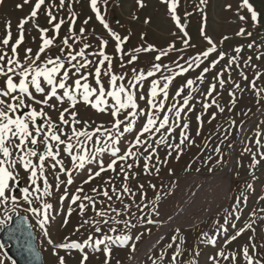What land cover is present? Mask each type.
I'll use <instances>...</instances> for the list:
<instances>
[{
  "label": "rangeland",
  "instance_id": "374dc122",
  "mask_svg": "<svg viewBox=\"0 0 264 264\" xmlns=\"http://www.w3.org/2000/svg\"><path fill=\"white\" fill-rule=\"evenodd\" d=\"M249 2L259 14L258 22L252 20L247 7H241L242 0H206V3H201V0H178L175 13L170 10V2H165V0H142V6L138 0H98L97 7L109 28L119 34L121 39L128 38L122 46L123 52L118 53L117 41L97 18L96 12L90 6V0H64L63 5H61V0H45V4L38 11L37 18L29 20L24 26L25 40L17 49L22 61L26 49L31 48L32 56L35 57L41 45V33L34 25L48 29L47 35L55 37L53 46L41 55V61L49 56L61 55V49L65 48L63 39L72 37L74 33L80 39L75 42L69 39L68 42L72 48L79 51L84 44L90 45L86 49V54L88 59L95 62L101 60L102 57L93 56L92 53H99L103 50L105 55L112 58V72L117 75L127 74L124 80L126 86L128 79L134 75L132 69H136L137 72L143 70L146 73L154 63H159L178 72L180 70L176 68V63L187 67L186 61H190L197 54L211 48L209 39L216 45V50L210 52L207 58L201 57L202 63L199 67L193 65L186 73L176 76L169 86L165 110L175 102L173 97L180 104L189 93L193 97L189 101V107L185 108L181 114L180 124L182 127L185 122H188V134L195 143L190 144L185 141L182 145L183 153L179 158L175 151L169 155L170 149L167 145H160L157 148V156H154L151 162L159 168L158 173L153 168L151 174H145V162L141 157L139 166H134L132 169V172L138 173L136 178L130 176L125 181L123 175L117 176L109 170L90 183H83L88 178L89 169L93 172L98 169L97 164H89L84 170L73 173V183L67 186L68 199L63 202L60 197L65 192V184L56 187L57 181L52 170L48 169L46 175H48L49 183L54 186L53 194L45 198L46 202L53 205L50 223L46 226L48 237H45L40 228L38 217L27 211L30 206L22 199V193L19 191L13 193L17 196V204L11 201L6 205L0 204V221L6 220L7 216L17 214L27 216L36 233L38 246L43 252L46 264H58L57 256L53 255V248L54 245L63 243L65 237L82 242L88 238L89 234L94 237H101L105 234L112 237H131L125 246L118 244L112 246L109 260V264H130L137 253L143 249L145 243L179 213L181 217L179 220L176 219V223H173L170 229L168 228L166 235L134 264H153V261H156V264H170L171 257L176 250V244H173L172 240L174 236H177L178 229L179 235L185 238L183 244L185 251L180 257V264H187L192 257L195 258L196 264H213L211 257H216L219 264H246L242 254L244 246H248L249 253L256 259L264 260V211H262L264 210V158L261 156L264 153V0H249ZM35 3L36 0H31L30 3H24V0H2L0 2V40L7 35L6 25L10 23L11 26L12 40L6 46L9 55H11L12 44L19 36L18 24L30 15ZM17 5L23 6L17 7ZM228 5L231 7H227ZM49 11L56 17L53 23L64 21L58 35L53 30V25L49 24ZM241 16L246 19L241 20ZM174 17H179V24ZM73 19H75L74 25L72 24ZM70 26L73 29L71 32ZM81 28L85 30L82 36ZM241 28L246 30L243 36L237 35ZM248 33L251 35L249 36ZM225 37L227 39H224ZM185 40L188 41L187 45L184 43ZM102 41H107V45L102 46ZM250 44L253 45L251 48L248 47ZM149 45L154 47L153 51H133L137 48H147ZM170 45H174L171 50H169ZM0 47L4 46L0 45ZM238 47H242L239 53L235 51ZM161 50L167 51L168 54L157 61L155 57ZM67 51L68 49L65 48V53ZM221 53L224 54L223 59H219ZM130 56H137L138 59L133 63H128ZM233 57L237 58L236 62L232 63L229 71L224 72L223 79L227 82L221 88L214 77L229 65ZM217 60L219 62L215 68H211L212 62ZM104 67H107V62ZM205 68H209V71L204 73L205 79L200 82L196 78L203 73ZM241 72L244 75H241ZM170 74L162 67V70L155 76L143 82L142 88L137 86L140 88L137 97L141 92L147 97L151 81ZM257 75H259L258 79H256ZM244 76H247V79H244ZM16 79L18 81L19 77ZM89 79L95 86L93 78ZM188 79L196 80L193 85L196 91L192 92L191 89L185 88L184 93L177 97V89L185 85ZM254 79L255 88L251 87ZM3 81L4 78L0 77V86H3ZM102 81L107 88L109 77L102 75ZM163 83L164 81L161 80V86ZM213 83L217 85V90L212 97L206 99L205 94L209 91L210 84ZM235 83L240 84V89L235 87ZM230 91L235 93V104L230 103L232 100L229 95ZM35 95L38 99H43L40 94ZM212 98H215L220 107L224 108L223 112H220L215 105L205 110L204 103L211 104ZM157 99H162V94ZM109 102L111 103V99ZM137 102L140 108L145 112L148 111L146 100L138 99ZM50 103H55V100ZM36 107L39 108V106ZM58 107L62 110L68 107V104L65 103ZM189 108L192 110L189 111ZM25 111L28 110L25 109ZM45 111L56 124H60L59 110L45 108ZM73 111L78 113L77 119L89 123V131L101 124L110 127L114 122L110 112H98L84 103L77 104ZM213 113H215V119L211 118ZM125 115L127 113H122L119 118L123 120ZM160 115L162 116L163 113ZM197 116H201L202 124L197 120ZM145 120L146 116H140L135 126L136 131L143 126ZM43 122V120H37L38 124ZM61 127L70 134L68 127L63 125ZM77 127L82 128L84 125L81 123ZM198 129L199 134H197ZM136 131L125 134L120 145L122 152L127 144L134 140ZM180 131L179 127L175 129L172 136L168 138L169 143H179ZM147 135L145 134V137ZM257 140L260 141L259 145L256 143ZM151 142L155 146V141ZM217 147L219 151H216ZM40 149L43 150L42 145ZM140 152H143L145 156L148 155L143 148H140ZM61 158L64 159L65 167L71 169L73 165L70 157L62 152ZM101 159L107 165L111 157L105 154ZM254 159L258 163H254ZM122 163L121 161L117 164V172ZM127 163L134 162L129 160ZM225 169L226 172L222 175V179L203 184L206 179L219 175ZM56 171L59 172V169ZM20 175V186H28V174L21 171ZM109 177H112V183L106 184L105 181ZM66 179V175L60 176V180L66 181ZM225 181L229 183L226 196L223 195ZM40 183L42 185V181ZM125 183L132 192L123 193ZM141 184L144 185L143 189L139 188ZM150 184L156 185V188L153 189L149 186ZM81 185L84 191L77 193ZM112 185L122 193L123 203L117 200V193L112 191ZM93 188L101 190L108 188L112 200L108 201L106 197L94 193ZM133 193H135L134 196ZM73 194H79L81 197L88 195L97 201H103V204L99 202L96 204L97 210L111 204L112 207L121 210L120 215L109 212L108 216L99 217L89 205L84 215L81 216L78 208L81 201L72 204ZM83 202L89 203L88 201ZM125 204L130 205V209L124 210ZM31 207H42V205L37 200ZM70 207L73 211L71 215H68ZM65 219H67L66 224ZM89 219L100 220L99 226L102 232L97 233L96 225L91 223L84 224L79 231H76L85 220ZM104 219L109 222L104 224L102 222ZM8 222L9 220L6 223ZM248 223H252L250 229L230 243H226L231 236L236 234L237 230L245 228ZM221 225L224 230L218 231ZM112 228L116 231H110ZM202 233L214 237L216 243H202L200 239ZM137 236L139 239H136ZM49 238L53 244H49ZM0 244H2L1 241ZM169 244H172L171 248L168 247ZM253 244L256 246L255 250L252 248ZM132 245H135L134 251ZM103 249V245L98 252H92L86 248L85 251L89 253L86 264H105L106 257ZM57 251L59 255L65 256L66 264H80L81 253L79 251L73 250L70 256L66 255L63 249H57ZM221 251L229 258L224 259V257L217 256ZM233 253L236 256L235 260L231 258ZM0 259H3L4 264H15L6 253L5 246L0 249Z\"/></svg>",
  "mask_w": 264,
  "mask_h": 264
},
{
  "label": "snow or ice",
  "instance_id": "6c2138e0",
  "mask_svg": "<svg viewBox=\"0 0 264 264\" xmlns=\"http://www.w3.org/2000/svg\"><path fill=\"white\" fill-rule=\"evenodd\" d=\"M0 2H2V0H0ZM30 2L31 0H24V3ZM138 2L142 6V0H138ZM165 2H170V10L175 13L178 0H165ZM63 3L64 0H61V5H63ZM97 3L98 0H90V6L96 12L97 18L117 41V52L122 53V46L128 38L125 37L121 39L119 34L109 28V25L105 22L104 16L100 14ZM201 3H206V0H201ZM44 4L45 0H36L30 15L22 19L18 24L19 36L15 43L12 44L11 55H9L6 50V46H8L12 40L10 23L6 25L8 29L7 35L3 40H0V45L4 46L0 47V77L4 78L3 86H0V204L6 205L9 201L13 204H17V196L13 193L16 191L21 192L22 199L30 206L27 211L32 212L38 217V224L45 237H48L49 233L46 226L50 223L53 205L46 202L45 198L53 194L52 189L54 187L49 183L48 175H46L48 169L52 170V174L57 181L56 187L60 184H65V192L60 197L61 202H63V200L68 199L67 186L73 183V173L84 170L89 164H97L98 169L94 172L89 169L88 178L83 183H90L92 180L100 177L102 173L109 170L116 173L117 176L123 175L124 180L127 181L130 176L131 178H136L138 175V173L132 172V169L134 166H139L141 157L145 162V174H151L153 168H155L157 173L159 172V168L151 162L153 157L157 156V148L160 145H167L170 149L169 155H171L172 151H175L177 153V158H179L183 153L184 149L182 145L185 144V141H188L190 144L195 143L193 139H190L188 134V122H185L182 127L180 124L181 114L184 112L185 108L189 107V101L193 98L191 94L189 93V95L184 97L182 104L173 97L175 102L172 103L167 110H165V102L168 100L169 86L176 76L186 73L193 65L199 67L200 63H202L201 57L207 58L210 52L216 50V45L209 39V43L212 45L211 48L203 53L197 54L195 57L191 58L190 61H186L187 67L176 63V68L180 70L178 72L167 65L162 66L159 63H154L152 68L146 73L143 70L137 72L136 69H132L134 75L128 79L126 86L124 80L127 74L117 75L113 73L112 58L105 55L103 50L99 53H92L93 56L99 55L102 57L101 60L95 62L88 59L86 54V49H88L90 45L84 44L83 48L79 51L72 48V45L68 42L69 39H73L74 42L80 39V37L75 36L74 33L72 37H65L63 39V44L65 48L68 49L66 53L65 48H62L61 55L56 57L49 56L47 59L41 61V55L45 54L46 51L53 46L55 37H49L47 35L48 29L39 28L38 25H34L41 33V45L35 57L32 56L33 50L31 48L26 49L22 61L19 58L17 49L25 40L24 26L29 20L37 18L38 11ZM22 6L23 5H17V7ZM227 7L230 8L231 5ZM241 7H247L252 20L258 22L259 14L255 11L249 0H242ZM48 16L49 24L53 25V30L58 35L64 21L60 20L59 23H53L56 21V17L52 15L51 11L48 12ZM174 18L179 24V17ZM240 19L245 20L246 18L241 16ZM85 23H87V21H85ZM72 24H75V19H73ZM71 31H73V29L70 26V32ZM84 31L83 28L80 29L81 36ZM245 31L244 28H241L237 35L243 36ZM185 35H187V33H185ZM248 35L250 36L251 33H248ZM224 39H227V37ZM184 43L187 45L188 41L185 40ZM106 45L107 41H102V46ZM252 46L251 44L248 45L249 48ZM173 48L174 45H170L169 50ZM153 50L154 47L149 45L147 48H137L133 51L149 52ZM235 51L237 53L241 52L242 47L236 48ZM167 54V51L161 50L155 57V60L159 61L161 57ZM223 58L224 54L221 53L219 59ZM121 59H123V56H121ZM136 59H138L137 56H130L128 63H133ZM236 59V57L231 58L229 65L214 77V79L218 80L221 88H223L227 82L223 79L224 72L230 70L232 63L236 62ZM105 62H107L106 68L104 67ZM218 62L219 60L213 61L210 67L215 68ZM121 66H124L123 63ZM162 67L171 74L163 75L160 79L152 80L148 96L146 97L141 92L139 97H137V92L143 87V82L149 77L155 76L156 73L162 70ZM208 71L209 68H205L203 73L196 79L203 82L205 79L204 73ZM102 75L109 77L107 88L102 81ZM241 75H244L243 72H241ZM17 77H19L18 81L16 79ZM90 77L93 78L95 86H93V83L90 81ZM258 78L259 75H257L256 79ZM244 79H247V76H244ZM161 80L164 81L162 86ZM195 83L196 80L188 79L185 85L177 89L176 96H181L185 88L191 89L192 92L196 91V88L193 87ZM138 85L140 88L137 87ZM235 87L240 89V84L235 83ZM251 87L255 88V79L251 82ZM216 90L217 85L215 83L210 84L209 91L205 94L206 99L207 97H212V94L216 92ZM36 93L43 96V99H38L37 95H35ZM161 94L162 99L158 100L157 97ZM229 95L232 97L230 103L235 104V93L230 91ZM110 99L111 103L109 102ZM138 99L147 101V112L140 108L137 102ZM53 100H55V103H50ZM65 103L68 104V107L60 110L58 106L64 105ZM79 103L90 105L93 109L101 113L110 112L114 118V122L110 127H105L101 124L89 131V123L77 119L78 113L73 111ZM213 105H215L220 112L224 111V108L220 107L215 98H212L211 104L205 102L203 106L205 110H207ZM36 106H39V108ZM45 108L59 110V125L51 119L48 112L45 111ZM25 109L28 111H25ZM191 110L192 109L189 108V111ZM122 113H127L123 120L119 118ZM161 113H163L162 116L160 115ZM66 116L68 117L67 119L65 118ZM140 116H146V120L143 126L136 131L135 126ZM211 118L215 119V113H213ZM38 119L44 122L38 124ZM197 120L202 124L201 116H197ZM81 123H83L84 127L78 128L77 125ZM61 125L68 127L70 129V134L65 132ZM178 127L181 128L179 143H169L168 138L172 136V133ZM134 131H136L134 140L128 143L122 152L120 145L124 140L125 134ZM145 134H148L147 137H145ZM197 134H199V129ZM141 137L145 138L141 139ZM151 141H155V146ZM256 143L259 145L260 141L257 140ZM41 145L43 146L42 151L40 149ZM61 146H63V148H61ZM140 148H143L144 152H147L148 155L145 156L143 152H140ZM133 149H135V151H133ZM246 150L250 151V149ZM216 151H219V147H217ZM62 152L67 157H70L73 165L71 169L65 167L64 159L61 158ZM105 154L111 157L107 165H105L104 160L101 159ZM253 155L255 157V154ZM261 156L264 158V153H262ZM129 160H132L134 163H127ZM121 161L123 163L120 164V170L117 172V164ZM164 162H166V160ZM254 163H258V161L254 159ZM57 169H59V172L56 171ZM21 171L28 174V186L26 187L20 186ZM169 172L171 173V169ZM61 175H66V181L60 180ZM41 181L42 185L40 183ZM105 183L111 184L112 177H109ZM149 186L153 189L156 188V185L153 184ZM249 187H251V185H249ZM139 188L143 189L144 185H139ZM83 191L84 189L81 185L77 189V193ZM92 191L106 197L108 201L112 200L108 188H103V190L100 188H93ZM112 191L117 193V200L123 203V195L118 192L114 185H112ZM130 192H132V190L125 183L123 186V193ZM134 195L135 193H133V196ZM157 199H159V196H157ZM37 200L41 202L42 207H31ZM77 201H81L78 205L81 216L84 215L89 205L99 217H106L109 215V212L120 215L121 210L112 207L111 204L107 205L106 208L97 210L96 204L98 202L103 204L104 202L97 201L92 196L84 195L81 197L79 194H73L71 203L76 204ZM83 201H88L89 203L86 204ZM130 207V205L125 204L124 210L130 209ZM137 207H139V205H137ZM144 207H147V205H144ZM13 211H15V209H13ZM72 211L73 209L70 207L68 209V215H71ZM153 211H155V208H153ZM8 220H11V216H7L6 220L0 221V230L6 226ZM102 222L107 224L109 221L104 219ZM149 222L151 223L152 221ZM64 223H67V219H65ZM89 223L96 225L95 231L97 233L102 232V228L99 226L101 221L91 219L85 220L76 231H79L84 224ZM117 223H119V221H117ZM252 223H254V221H252ZM252 223H248L245 228L237 230L236 234L231 236L226 243H230L244 231L250 229ZM222 230H224L223 225L220 226L218 231ZM110 231L115 232L116 229L112 228ZM129 239H131L129 236L112 237L105 234L101 237H94L92 234H89L88 238L81 242L73 241L70 240L69 237H65L63 243L54 245L53 255L57 256L58 264H66L65 256L59 255L57 249L65 250V254L69 256L73 250H77L81 253L80 264H86V261L89 259V253L85 251V249L87 248L92 252H98L101 250V245H103L106 257L105 264H109L112 246L116 244L125 246ZM136 239H139V236H137ZM178 239L179 243H177ZM200 239L202 243H216V239L208 236L207 233H202ZM249 239L251 240V237ZM48 242L49 244H53L50 238ZM172 243L176 244V250L171 257L170 264H180V257L184 255L185 251L183 248L185 238L179 235V229L177 230V236L173 237ZM3 247L4 245L0 244V249ZM168 247L171 248L172 244H169ZM255 247V244H253V250H255ZM132 250H135V245H132ZM193 251H195V249H193ZM242 254L246 260V264H264V260L256 259L254 255L249 253L248 246L242 248ZM217 256L224 257V259L229 258L223 251L219 252ZM231 258L235 260V253L231 255ZM211 259L213 260V264H219V260L216 257H211ZM0 264H4L3 259H0ZM153 264H156V261H153ZM187 264H196L195 258L192 257Z\"/></svg>",
  "mask_w": 264,
  "mask_h": 264
},
{
  "label": "water",
  "instance_id": "95a60500",
  "mask_svg": "<svg viewBox=\"0 0 264 264\" xmlns=\"http://www.w3.org/2000/svg\"><path fill=\"white\" fill-rule=\"evenodd\" d=\"M225 172L226 169L219 175H223ZM169 229L160 239L166 235ZM0 241L15 264H46L43 252L38 246L36 233L27 216L23 214L11 216V220L0 230Z\"/></svg>",
  "mask_w": 264,
  "mask_h": 264
},
{
  "label": "bare ground",
  "instance_id": "6f19581e",
  "mask_svg": "<svg viewBox=\"0 0 264 264\" xmlns=\"http://www.w3.org/2000/svg\"><path fill=\"white\" fill-rule=\"evenodd\" d=\"M194 138V137H193ZM219 179H222V175H218V176H212L211 178L209 179H206L204 181L203 184H206V183H210V182H213V181H217ZM203 182V181H202ZM225 186H224V189H223V195L226 196L227 193H228V188H229V183L228 181H225ZM177 215L179 217H177ZM175 215V218L171 219L169 221V224L166 225L165 227H162L156 234H154L146 243L145 245L143 246V249L141 251H139L137 253V255L134 257L133 261L130 263V264H134L136 263L141 257L142 255H144L147 251H149L157 242L158 240L161 238V236L163 235V233H165V231L173 224V223H176V219L179 220V218L181 217V213Z\"/></svg>",
  "mask_w": 264,
  "mask_h": 264
}]
</instances>
